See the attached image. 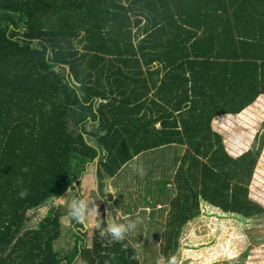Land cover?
<instances>
[{"label":"trees","instance_id":"trees-1","mask_svg":"<svg viewBox=\"0 0 264 264\" xmlns=\"http://www.w3.org/2000/svg\"><path fill=\"white\" fill-rule=\"evenodd\" d=\"M261 96L264 0H0V264H146L129 237L96 233L89 247L83 231L61 258L66 200L49 204L77 188L86 172L74 165L98 161L103 185L171 146L185 152L166 259L201 202L253 224L264 216L249 197L264 135L234 158L212 122Z\"/></svg>","mask_w":264,"mask_h":264},{"label":"rangeland","instance_id":"rangeland-1","mask_svg":"<svg viewBox=\"0 0 264 264\" xmlns=\"http://www.w3.org/2000/svg\"><path fill=\"white\" fill-rule=\"evenodd\" d=\"M91 124L87 125L89 132L94 129ZM212 129L221 135L232 157L239 158L247 153L250 148L253 149L257 139L264 135V96L241 114L215 118ZM90 144L96 145V141L90 140ZM164 150L154 156L134 160V163L132 161L131 166L125 168L119 177L105 179L102 183L104 186L98 182L97 187L98 161L96 164L79 167L74 165L86 173L77 180V188L72 190L64 203L62 234L56 243L61 258L73 251L76 240L74 233H87L88 246L91 247L97 233L95 224L103 225V219H106L109 212V221L124 222L125 217H138L141 224L129 235L134 247L138 249V257L143 252L146 264H157L158 261L168 264L169 259L163 255L166 246L163 233L167 232L170 223V201L179 193L175 176L180 171L177 166H180L185 147L179 148V158L176 153L178 147ZM75 195L78 199L81 196L93 202L90 207H96L98 212V215L86 214L83 226L69 215ZM249 195L254 203L264 209V146L249 185ZM148 200L150 204L146 203ZM159 201L162 206H155ZM49 205L54 208L60 206V203L52 201ZM201 209V215L182 229L179 249L172 256L176 264H264V216L253 224H247L237 215L224 217L219 209L203 202ZM46 215V210L33 214L29 227H38Z\"/></svg>","mask_w":264,"mask_h":264},{"label":"clouds","instance_id":"clouds-1","mask_svg":"<svg viewBox=\"0 0 264 264\" xmlns=\"http://www.w3.org/2000/svg\"><path fill=\"white\" fill-rule=\"evenodd\" d=\"M111 194V193H110ZM28 195L27 189H24L19 193V198L24 199ZM69 196V193H68ZM56 198V197H55ZM58 201H64L67 199L56 198ZM93 202H88L84 198L80 196V198H73L71 205H70V213L69 215L77 222H84L87 215L97 214L96 207H90ZM109 212L107 213L106 219H103L104 224L101 225L100 223L95 224V228L97 230L98 236L103 239L104 237H110L112 240L117 242L125 241L129 235L137 230L139 225L141 224V220L137 217L136 219H129L127 217L124 218V222H117V221H109ZM157 264H161L160 261ZM168 264H176L175 258L170 257Z\"/></svg>","mask_w":264,"mask_h":264},{"label":"crops","instance_id":"crops-1","mask_svg":"<svg viewBox=\"0 0 264 264\" xmlns=\"http://www.w3.org/2000/svg\"><path fill=\"white\" fill-rule=\"evenodd\" d=\"M226 116H227V115H226ZM156 127H157V129H160V127H161V123H158ZM166 148H169V149L171 150L172 148H177V146H171V147H166ZM166 148H163V149H160V150H156V151H151V152L144 153V154L138 156L137 158H135V160L138 161V160H140L141 158H143V157H145V156H146V157H147V156H152V155L154 156V155L158 154L159 152H163V151H165L164 149H166ZM181 148H184V147H181ZM166 152H168V151L166 150ZM184 152H185V151H184ZM176 153H177L178 158H179V147H178V151H177ZM181 157H182V156H181ZM136 161H133V163L136 162ZM128 166H131V163H130ZM128 166H127V167H128ZM127 167H125V168H127ZM125 168H124V169H125ZM177 168L179 169L178 166H177ZM124 169H123V170H124ZM123 170H122V172H123ZM122 172H121L120 174H122ZM120 174H119V175H120ZM119 175H118L117 177H119ZM117 177H116V178H117ZM114 179H115V178H114ZM159 206H162V205L160 204V205H158L157 207H159ZM157 211H158V210H157ZM165 211H167V210H165ZM165 211H164V212H165ZM170 212H171V211H170Z\"/></svg>","mask_w":264,"mask_h":264},{"label":"water","instance_id":"water-1","mask_svg":"<svg viewBox=\"0 0 264 264\" xmlns=\"http://www.w3.org/2000/svg\"><path fill=\"white\" fill-rule=\"evenodd\" d=\"M75 186H76V184H75ZM97 187H98V181H97ZM98 191V190H97ZM94 195H96V192H94Z\"/></svg>","mask_w":264,"mask_h":264}]
</instances>
